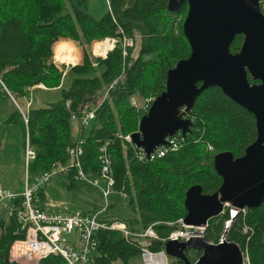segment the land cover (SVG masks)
I'll return each mask as SVG.
<instances>
[{"label":"trees","instance_id":"16d2710c","mask_svg":"<svg viewBox=\"0 0 264 264\" xmlns=\"http://www.w3.org/2000/svg\"><path fill=\"white\" fill-rule=\"evenodd\" d=\"M106 2V12L95 19L85 10L86 0H0V81L12 97L28 100L29 88L34 85L60 89L58 100L37 108H30V104L26 111L27 143L34 151L27 165L29 178L53 163H65L66 148L78 140L82 141L81 169L88 177L97 178L98 148L104 146L112 160V189L124 194L135 214L126 220L105 214L100 218L121 220L131 231L154 223L158 236H166L175 228L167 222L175 223L186 213L184 197L190 186L200 185L203 193H212L220 186L222 179L213 169V155L230 151L235 158L239 157L255 140V118L219 87L211 86L198 95L185 114L192 125L185 135H174L179 140L178 149L152 160H137L123 136L136 131L137 121L145 111L141 102L134 106L130 99L142 101L159 94L164 89L166 71L189 56V44L181 29L187 4L168 11L166 0ZM122 35L132 41L131 46L125 47V55L121 53ZM135 36L139 43L134 54ZM106 37L119 41L104 57H91L85 46ZM62 39L79 46L82 55L79 63L65 68L61 65L59 69L52 56L61 48L68 49L62 46ZM242 40L241 34L235 35L229 46L232 53L239 50ZM58 55L67 56L56 52L54 58ZM67 73L72 77L63 88L61 82ZM248 80L257 82L250 76ZM3 95L5 92L0 89V100ZM94 106L87 134L82 135L79 125L78 134L73 136L70 112ZM66 172L70 184H74L73 169ZM39 194V206L45 209L42 192ZM223 220H209L206 241H218ZM244 226L251 231L245 232ZM263 234L264 200L258 207L248 209L243 218L239 216L226 240L246 250L249 264H264ZM22 237L14 217L0 211V264H19L8 260V249L13 240ZM95 239V264H132L139 258L141 248H161L160 241L134 236L126 240L114 230H99ZM186 254L191 261L199 255L197 252L191 258L195 254L191 250ZM36 264L66 263L59 256L49 255ZM166 264L182 261L174 259Z\"/></svg>","mask_w":264,"mask_h":264},{"label":"water","instance_id":"95a60500","mask_svg":"<svg viewBox=\"0 0 264 264\" xmlns=\"http://www.w3.org/2000/svg\"><path fill=\"white\" fill-rule=\"evenodd\" d=\"M184 2L187 12L181 29L189 56L166 71L164 89L153 97L129 138L148 154L166 144V138L185 135L192 125L185 114L211 86L219 87L253 114L256 138L244 153L236 158L230 151L213 155V169L222 179L220 186L212 193H203L196 184L185 192L183 223L204 226L220 213L225 202L251 209L264 200V0H166L167 10L174 11ZM237 34L243 40L232 53L229 46ZM248 76L259 82L251 84ZM187 250H196L199 255L191 261ZM163 251L182 264H243L242 249L226 240H166Z\"/></svg>","mask_w":264,"mask_h":264},{"label":"built area","instance_id":"2783aa9c","mask_svg":"<svg viewBox=\"0 0 264 264\" xmlns=\"http://www.w3.org/2000/svg\"><path fill=\"white\" fill-rule=\"evenodd\" d=\"M119 32L121 30L119 29ZM119 40L115 37H106L99 42H105L107 49L100 54L101 57L110 51L115 43ZM122 47V55H125V47L131 46V39L122 35L120 40ZM102 47V45L99 46ZM94 55V53L92 52ZM112 84L108 86L111 87ZM44 87L41 84L34 85L32 89ZM0 89L8 96H11L6 87L0 81ZM153 97H146L141 101V108L146 111ZM26 101V106L29 105ZM130 103L137 106L134 99H130ZM68 105V101L65 103ZM22 121L26 123V111L19 110ZM94 117V108L80 109L77 112H70L69 119L76 121L82 127L86 125ZM123 139L130 143L134 155L137 160H152L163 156L165 153L175 151L179 147V140L174 136L166 138L167 143L155 147L150 153L146 154L144 150L133 144L129 135L123 136ZM81 140L66 148L67 161L65 163H53L50 167L32 178L28 177L27 165L33 159L34 151L27 143V137L24 147V181L19 191L0 187V211H5L12 215L18 225V229L23 233V237L15 239L8 249V260L19 264H36L41 258L49 255L61 257L66 264H95L94 256L96 254L97 242L96 233L99 230H114L120 232L124 239L134 236L137 238H147L149 240H157L161 242V248L152 251L145 247L140 249V264H166V254L163 251V243L166 240L187 241L192 237H202L204 239L205 229L208 222L204 226L186 225L183 218H179L175 225L166 236H158L153 225L149 224L140 231H131L127 225L118 219L104 220L100 218L104 214L106 205L99 208L94 213L76 211H60L40 208L39 190L41 185L46 183L50 176L56 172H66L73 169V177L83 183L98 187L100 195L104 199L112 189L114 184L113 172L111 168V160L104 146L98 148V177H88L81 169L80 157L82 155ZM211 149V147L209 146ZM98 180L104 182L103 187L98 186ZM122 193V192H120ZM123 194V193H122ZM124 196V194H123ZM247 208L233 207L230 203L225 202L222 210L216 217H222L223 231L217 242L207 241L209 243H222L226 240V233L229 231L233 223L241 217L243 218L247 212ZM251 231V228L244 226V231ZM227 241V240H226ZM243 264H249V258L246 250L242 249Z\"/></svg>","mask_w":264,"mask_h":264},{"label":"rangeland","instance_id":"374dc122","mask_svg":"<svg viewBox=\"0 0 264 264\" xmlns=\"http://www.w3.org/2000/svg\"><path fill=\"white\" fill-rule=\"evenodd\" d=\"M85 10L90 16L97 19L106 12L107 2L106 0H86ZM138 38V36H135V46L133 47V53L135 52L134 49H137L138 47ZM62 40L65 41L61 42L62 46H66L68 49L61 48L56 52H64L69 57V60L66 61L67 63H60L57 58H54V54L56 53L55 52L52 56V61L59 69L61 68V65H64L65 68V66L69 67L71 65L79 63L82 55L81 48L79 46H77L70 40ZM97 41H102V39L91 41L87 46H85L86 51L89 52V55L91 57H101L100 55L92 54V52L94 53V49L98 45L103 44V42ZM62 59L66 60L65 58ZM71 77V73H67V75L62 79L61 87L65 88ZM30 90H32L29 93L31 104H29L30 108L43 107L60 98L59 87L48 89L33 87ZM103 97L104 94L102 98ZM136 99L137 103L141 102L139 98ZM99 100L100 99H98V102ZM29 105L26 106V102H24L20 97H16L15 95L13 97L8 96L6 93L0 100L1 188H8L14 191H19L22 188L25 173L24 147L26 142V126L22 121L19 110L24 112L26 108L29 107ZM95 107L96 106L91 108ZM89 126L90 123L88 122L82 127V135L87 134ZM70 131L73 136L78 134L79 124L76 121L71 120ZM67 173L56 172L55 174L50 176L49 180L46 183L41 185L43 205L45 206V208H55L60 211L68 212L82 211L94 213L105 204L106 209L104 211V214L108 217L126 220L135 214V212H133L130 208L128 200L125 199L123 194L119 191L109 189V192L104 201V199L100 195V190L98 187L82 183L78 180H76V182L71 185ZM98 186L103 187L104 182L102 180H98ZM191 251L195 253L191 254V258H195L198 251ZM166 259L167 261H171L176 258L166 256ZM113 264H121V262L115 261ZM132 264H140V257L135 261V263Z\"/></svg>","mask_w":264,"mask_h":264},{"label":"bare ground","instance_id":"6f19581e","mask_svg":"<svg viewBox=\"0 0 264 264\" xmlns=\"http://www.w3.org/2000/svg\"><path fill=\"white\" fill-rule=\"evenodd\" d=\"M101 45H102V47H100V49H99V46H100V45H98V46L94 49V54H95V55H100V54H102V52H103L104 50L107 49V47H106V43H103V44H101ZM56 58H57V60H58L60 63H64V62L67 63V62H66L67 60H63L62 57H61L60 55H58ZM181 110H182V109H181ZM109 156H110V155H109ZM110 158H111V157H110ZM111 161H112V160H111ZM29 163H30V161H29ZM111 164H112V163H111ZM71 172H72V171H71ZM28 173H29V172H28ZM66 173H67V172H66ZM61 174H62V173H61ZM30 178H31V177H30ZM40 190H41V188H40ZM40 190H39V191H40ZM40 192H41V191H40ZM40 192H39V193H40ZM39 195H40V194H39ZM40 200H41V199H40Z\"/></svg>","mask_w":264,"mask_h":264},{"label":"crops","instance_id":"0c3cea01","mask_svg":"<svg viewBox=\"0 0 264 264\" xmlns=\"http://www.w3.org/2000/svg\"><path fill=\"white\" fill-rule=\"evenodd\" d=\"M60 56H61L62 58H65L66 60H68L67 56H63V55H60ZM75 62H76V61H75ZM30 91H32V90H30ZM26 100H27V99H25V98L23 99L24 102H26ZM29 104H30V101H29ZM27 109H28V108H26L25 111H27ZM46 209H48V208H46Z\"/></svg>","mask_w":264,"mask_h":264},{"label":"flooded vegetation","instance_id":"af4514ba","mask_svg":"<svg viewBox=\"0 0 264 264\" xmlns=\"http://www.w3.org/2000/svg\"><path fill=\"white\" fill-rule=\"evenodd\" d=\"M252 78V77H251ZM255 81H257V82H254V83H258L259 81L258 80H255ZM251 84H253V83H251Z\"/></svg>","mask_w":264,"mask_h":264}]
</instances>
